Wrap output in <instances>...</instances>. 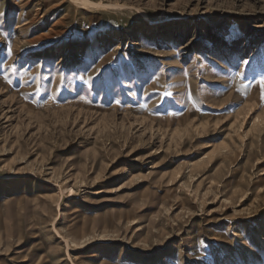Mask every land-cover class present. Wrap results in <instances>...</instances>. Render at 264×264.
<instances>
[{"label": "rangeland", "instance_id": "rangeland-1", "mask_svg": "<svg viewBox=\"0 0 264 264\" xmlns=\"http://www.w3.org/2000/svg\"><path fill=\"white\" fill-rule=\"evenodd\" d=\"M261 78L264 0H0V264H264Z\"/></svg>", "mask_w": 264, "mask_h": 264}, {"label": "snow or ice", "instance_id": "snow-or-ice-1", "mask_svg": "<svg viewBox=\"0 0 264 264\" xmlns=\"http://www.w3.org/2000/svg\"><path fill=\"white\" fill-rule=\"evenodd\" d=\"M32 47H35V45H33ZM9 51H11V49H9ZM243 63L247 64L248 61H247V60H244ZM105 70H106V69H101L100 71L102 72V71H105ZM12 71L15 72V71H17V69H16V68H12ZM241 75H242V74H241L239 71H237V72L234 74L233 79H235L236 77H240ZM61 80H63V77H61ZM88 80H89V81L93 80V77L89 76V77H88ZM258 83H259V85H260V98H261L262 101H264V78H261V80L258 81ZM164 95H165V96H171L172 93H170V92H166Z\"/></svg>", "mask_w": 264, "mask_h": 264}, {"label": "bare ground", "instance_id": "bare-ground-1", "mask_svg": "<svg viewBox=\"0 0 264 264\" xmlns=\"http://www.w3.org/2000/svg\"><path fill=\"white\" fill-rule=\"evenodd\" d=\"M100 7H103L102 5H100ZM99 8V7H98ZM70 191V190H69Z\"/></svg>", "mask_w": 264, "mask_h": 264}]
</instances>
